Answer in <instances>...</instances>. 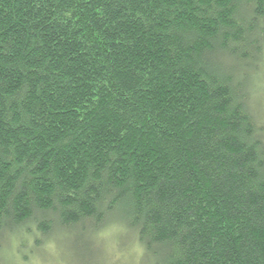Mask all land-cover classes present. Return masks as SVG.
<instances>
[{
	"label": "trees",
	"instance_id": "trees-1",
	"mask_svg": "<svg viewBox=\"0 0 264 264\" xmlns=\"http://www.w3.org/2000/svg\"><path fill=\"white\" fill-rule=\"evenodd\" d=\"M263 77L264 0H0V257L264 264Z\"/></svg>",
	"mask_w": 264,
	"mask_h": 264
},
{
	"label": "rangeland",
	"instance_id": "rangeland-1",
	"mask_svg": "<svg viewBox=\"0 0 264 264\" xmlns=\"http://www.w3.org/2000/svg\"><path fill=\"white\" fill-rule=\"evenodd\" d=\"M257 83L253 105L259 114L264 112V77ZM19 235L8 237L4 243L0 258L5 264H148L143 248L133 233L119 226L100 234L97 242L100 254L96 260L95 256L85 255L80 248L75 247L73 239L69 237L57 245L56 241L60 237L52 236L46 242V249L37 251L31 248V242L27 243ZM32 249L35 253L29 254Z\"/></svg>",
	"mask_w": 264,
	"mask_h": 264
}]
</instances>
